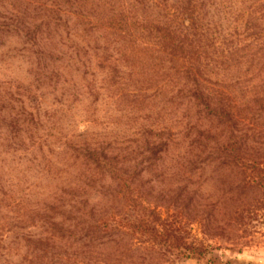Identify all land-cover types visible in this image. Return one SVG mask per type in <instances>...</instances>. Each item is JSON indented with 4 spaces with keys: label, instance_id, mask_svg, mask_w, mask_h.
<instances>
[{
    "label": "trees",
    "instance_id": "trees-1",
    "mask_svg": "<svg viewBox=\"0 0 264 264\" xmlns=\"http://www.w3.org/2000/svg\"><path fill=\"white\" fill-rule=\"evenodd\" d=\"M212 177L264 192V0H0V264L200 256Z\"/></svg>",
    "mask_w": 264,
    "mask_h": 264
},
{
    "label": "rangeland",
    "instance_id": "rangeland-1",
    "mask_svg": "<svg viewBox=\"0 0 264 264\" xmlns=\"http://www.w3.org/2000/svg\"><path fill=\"white\" fill-rule=\"evenodd\" d=\"M15 71L23 73L17 68ZM5 72L9 73L7 70ZM46 102L50 103L51 98L48 97ZM77 117H75L73 123H70V119H66L64 121V128L63 124L59 128L62 127V130L69 132L85 130L88 126L84 121L80 120L83 115ZM51 121L53 123L55 121L57 126L52 125L53 123L51 122L47 125L48 128L50 127V135L47 136V140H54L56 135H58V111ZM43 141L46 142L45 140ZM39 147L37 144L33 146V151L36 148L38 154L37 160L23 162V165L30 164L34 168L29 171V181L33 183L37 182L36 185H31L32 188L29 194L30 203H34L37 199L40 201L41 199L51 201L52 197L49 195V190L58 185V178L45 179L46 177L42 175L40 167L46 165V158L41 154L47 153L49 148L45 146L44 150L40 151ZM56 147L58 148L56 145L54 149ZM17 162L22 163L19 160ZM217 180L213 177L210 178L209 181L202 185L200 190L207 202L205 210L216 209L215 211L210 210L208 229L211 232H209L205 241L208 244V249L200 256L182 257L175 260L172 264H264L263 190L259 188L242 189L241 192L236 190L235 195L239 198L228 201L226 196H230L231 193H226ZM38 182L41 183L38 184ZM238 193L241 194L239 195ZM95 198L96 194L90 195L91 201ZM213 204L215 205L213 206ZM244 204V211L240 210L242 212L237 213L234 211L242 209ZM228 210L230 212H227ZM29 229L33 232H40L38 228L30 227ZM199 234L202 235V233ZM134 260L133 264H142L141 258L134 257Z\"/></svg>",
    "mask_w": 264,
    "mask_h": 264
}]
</instances>
